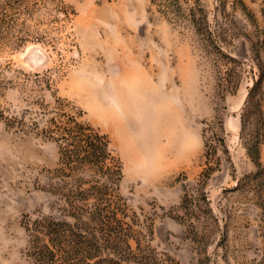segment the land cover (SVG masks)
<instances>
[{
    "label": "rangeland",
    "instance_id": "rangeland-1",
    "mask_svg": "<svg viewBox=\"0 0 264 264\" xmlns=\"http://www.w3.org/2000/svg\"><path fill=\"white\" fill-rule=\"evenodd\" d=\"M71 116L122 172L91 264H264V0H0V264L103 183L61 162Z\"/></svg>",
    "mask_w": 264,
    "mask_h": 264
},
{
    "label": "trees",
    "instance_id": "trees-1",
    "mask_svg": "<svg viewBox=\"0 0 264 264\" xmlns=\"http://www.w3.org/2000/svg\"><path fill=\"white\" fill-rule=\"evenodd\" d=\"M204 22V26L202 25L204 31L210 30L209 23L206 20ZM194 27L197 29L196 24ZM248 102L249 99L246 100V104ZM55 123L58 134L54 135H57L55 140L59 141L61 162L63 160L66 167L73 173L83 174L86 171H92L99 176L103 183H97L88 189L80 188L81 192L78 194L81 195V198L71 204L73 212L69 216L75 220L72 225H70L71 223L66 225L68 223L49 217H43L36 221L35 226L29 228L30 240L27 256L31 264H91L90 261L97 255L95 253L98 249L102 250V247L98 244V239H92L86 234L85 225L88 222L83 219L87 217L97 221L100 225H104L105 229L118 230L125 225L123 218L119 216L120 212H124L122 209L125 205L123 198H119V194L113 195V186H117L122 179L120 161L109 149L110 140L107 135L102 134L90 124L80 121L75 116L59 119ZM89 201H92L88 207V209H93L94 215L92 216L86 215L88 209L85 208V205ZM74 231H79L80 236H76ZM115 232L109 231L106 236L110 241L113 240L115 244L119 245L116 241L117 237L114 235ZM119 232L121 231L119 230ZM78 237L80 239H77ZM123 241L129 245L128 239ZM122 261H119V264H149L137 258L123 259ZM112 262L110 261L109 264H113ZM94 264H105V262L98 260Z\"/></svg>",
    "mask_w": 264,
    "mask_h": 264
}]
</instances>
